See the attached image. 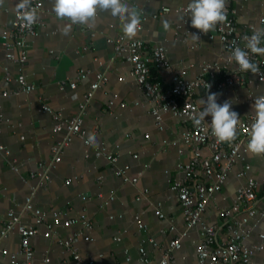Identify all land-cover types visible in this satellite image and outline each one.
Instances as JSON below:
<instances>
[{"label":"crops","instance_id":"crops-1","mask_svg":"<svg viewBox=\"0 0 264 264\" xmlns=\"http://www.w3.org/2000/svg\"><path fill=\"white\" fill-rule=\"evenodd\" d=\"M41 1L44 7L37 28L34 33L22 34L16 45L18 51L28 55V61L21 66L7 60L2 38L3 30L12 26L16 1L0 0V145L5 149L0 151V231L8 211L13 209L19 213L30 193L34 183L31 173L38 170L40 164L51 162L52 146L65 135V132L55 131L53 116L44 112L42 105L47 104L67 117L77 116L95 74L103 72L108 82L96 91L84 113V137L94 138L89 147L90 156L86 157L84 140L76 137L64 151L62 162L50 171V182L37 193L35 203L50 215L56 211L67 213L69 217L87 214L94 222V242L78 239L77 243L84 255L103 254L98 259L101 264H138L143 240H146L145 248L153 264H159L176 236L169 231L170 221L179 232L185 230L183 210L172 184L182 178L178 164L187 163L191 151L182 143L172 145V142L180 137L187 124L165 115L163 127H156L155 119L148 113L150 104L130 74L131 65L115 53V39L125 34L118 20L98 13L91 25L72 24L65 34V25L71 24V20L55 15V0ZM123 2L136 11L139 22L143 23L142 31L135 36L144 40L150 49L156 45L165 46L172 63L176 68L185 69L188 79L196 78L205 64L225 60V47L216 29L200 34V40H193L191 33L200 30L191 26L188 13L162 12L165 7H185L190 0ZM232 9L239 28L259 27L264 18V0H236ZM4 67L11 73L10 83L4 81ZM81 69H89L92 74L76 89H71L69 82L76 79ZM20 73L28 83L35 85L34 92L13 93ZM120 77L124 81H119ZM152 80L159 81L157 73L152 74ZM64 82L65 88L61 90ZM3 91H8V96H3ZM258 95H264V83L250 85L245 75L239 86L221 93L218 102L231 99L241 121L252 114L251 106ZM114 99L109 108V102ZM102 145L119 156V166L126 169L130 177L138 178L135 185L125 184L106 159L96 156ZM243 155L245 160L235 166L205 215V220L217 227V244H222L226 237L222 211L232 207L240 184L249 178L258 182L263 179L264 154H250L246 147ZM245 164L250 165L251 170L247 176L239 178L237 174L243 171ZM70 179L72 182L66 184ZM111 195L114 199L105 205ZM138 196L142 197L140 201L136 200ZM257 196L258 206L264 209V187L257 191ZM158 207L164 219L156 215ZM241 212L245 213L246 209ZM138 213L147 226L145 231L139 230L135 223ZM23 221L30 224L31 216L24 215ZM255 223L258 225L248 240L249 245L260 243L259 235L264 233V218L251 219L250 224ZM80 229L74 226L60 228L58 232L62 238H67ZM118 233L121 234L119 242L114 240ZM148 238L159 243L158 249ZM200 240L199 230H190L182 248L174 253L175 261L171 264H199L196 249ZM33 246L36 252L33 264H44L45 255L52 258L53 264H63L66 259L61 248L43 235L33 239ZM19 250L17 232L0 239V264H9L13 257L22 261ZM125 253L131 261H127ZM69 260L68 264H73L72 259ZM252 264H264V250L253 257Z\"/></svg>","mask_w":264,"mask_h":264},{"label":"built area","instance_id":"built-area-1","mask_svg":"<svg viewBox=\"0 0 264 264\" xmlns=\"http://www.w3.org/2000/svg\"><path fill=\"white\" fill-rule=\"evenodd\" d=\"M15 1L17 10L12 26L3 30L2 38L3 44L7 48V60L24 66L28 61V55L25 51H18L16 45L22 34L34 33L44 5L41 0ZM234 1L236 0H226V19L222 23H218L215 28L225 47V60L219 59L213 63L205 64L200 74L194 79L186 77L185 69L176 68L163 45H156L150 49L144 40L136 36L128 37L125 34L118 36L114 41L116 55L131 65L130 74L150 104L148 113L155 119L156 127L159 129L163 127L165 115H172L187 124L180 137L172 142V145L182 143L191 151L188 162L178 164L182 178L172 184V190L176 193L183 210L185 230L179 232L178 227L170 221L169 231L176 236L170 241L159 264H171L175 261L174 253L182 248L184 238L192 229L199 230L201 235L196 249L199 264H252L253 257L264 250V233L259 235L260 243L248 244L254 228L258 225L257 223L251 225V219L264 218V209H261L257 204V191L264 187V174L261 182L249 178L246 183L240 184L234 204L230 209L222 211L226 220V237L222 244H217V227L205 220L209 205L222 191L230 173L240 161L245 160L243 153L246 152L254 119L253 114L240 121L238 134L231 143L217 141L210 125L202 122L197 126L193 123L195 110L203 107L200 101L202 98L206 99L207 91L219 93L218 100H221V93H227L239 86L245 75H248L250 85L255 82L264 83V55L250 53V59L259 67V71L256 73L240 71L234 59L230 58L232 51L237 47L248 51L245 47L247 37L251 36L257 28H264V18L261 19L259 27L250 25L239 28L232 9ZM32 10L37 13V18L34 22L28 23L24 18L25 13ZM172 11L188 13V8L187 6L175 9L165 7L162 10L163 13ZM142 29L143 23L139 22L137 32ZM187 38L188 35H185L184 39ZM4 70V81L10 83L12 81L11 73L7 67H4ZM153 70H156L159 81L152 80ZM91 74V70L81 69L77 73L76 79L69 82L70 88L76 89L78 84L86 81ZM108 79L106 73L95 74L90 90L80 105V114L77 116L67 117L61 111H53L47 104L42 105L44 112L52 114L55 131L57 133L65 132V135L52 146L53 158L51 162L40 164L38 170L31 173L30 178L34 183L30 193L25 197L19 213L12 209L8 211L6 219L3 221L0 239H5L14 232L20 236L19 254L23 260L19 261L13 257L9 264H33L36 257L33 239L39 235L52 240L61 248L62 253L66 256L63 264H68L69 259H72L73 264H101L98 259L102 258L103 254L84 255L77 243L78 239H82L86 243L94 242L92 219L87 214L69 217L67 213L61 211L50 215L36 205L35 197L50 182V171L62 162L64 151L76 137L84 140L87 147L86 157L90 156L89 147L91 144L87 142L83 133L84 113L96 91L105 85ZM119 81H124V78L120 77ZM16 82L17 88L13 92L16 95L30 94L36 89L35 85L27 82L22 73L18 75ZM65 85V82L62 83L60 89L64 90ZM1 93L3 96H8V91ZM227 99L229 98L224 100ZM114 101L115 99L109 102V108H112ZM206 120L210 122L211 117H206ZM0 151H5L1 145ZM180 152L182 153V151ZM96 156L106 159L114 174L125 184L135 185L138 182L137 177H130L127 170L119 166V156L111 153L105 145L97 150ZM250 170L251 166L245 164L243 171L239 172L237 176L239 178L247 176ZM71 182L70 179L66 184ZM148 192L146 191V193ZM83 199L87 200L88 198L83 197ZM113 199L114 195H111L105 205ZM141 199V196L136 198L137 201ZM244 208L246 212L242 213ZM24 215L31 216L30 224L23 221ZM156 215L161 219L165 218L161 207L156 208ZM135 223L139 230H147L141 214L138 213L135 216ZM74 226H79L81 229L67 238H62L59 235L60 228L71 229ZM114 240L121 241V234L118 233ZM148 241L155 249H158L157 241L151 238H148ZM145 243L146 240H143L140 245L138 264H153L151 256L145 248ZM125 256L127 261H131L128 253H125ZM43 262L44 264H53L52 258L48 255L44 256Z\"/></svg>","mask_w":264,"mask_h":264},{"label":"clouds","instance_id":"clouds-1","mask_svg":"<svg viewBox=\"0 0 264 264\" xmlns=\"http://www.w3.org/2000/svg\"><path fill=\"white\" fill-rule=\"evenodd\" d=\"M188 17L193 28L200 30L192 32L193 40H200V34L213 31L218 23L226 19V0H190L187 5ZM53 11L59 18H68L71 24L65 25L64 33L67 34L72 24L91 25L98 13L108 14L118 20L123 32L128 37L136 35L139 16L135 10H130L123 0H55ZM25 20L32 23L37 18V13L32 10L25 13ZM167 26V22H165ZM246 50L235 48L231 57L240 71H259L258 65L250 59V53L264 55V28H257L246 41ZM217 92L207 91L206 99L202 98V108H197L194 113L193 123L197 126L202 122L211 126L217 141L231 143L238 134L240 117L232 107L231 99L218 102ZM254 116L251 124L247 151L250 154H264V95L254 98L251 106ZM206 117H211L208 122ZM88 143H93L94 138H89Z\"/></svg>","mask_w":264,"mask_h":264},{"label":"trees","instance_id":"trees-1","mask_svg":"<svg viewBox=\"0 0 264 264\" xmlns=\"http://www.w3.org/2000/svg\"><path fill=\"white\" fill-rule=\"evenodd\" d=\"M153 73H156V72L153 70Z\"/></svg>","mask_w":264,"mask_h":264}]
</instances>
